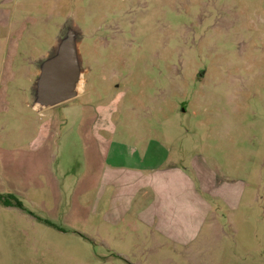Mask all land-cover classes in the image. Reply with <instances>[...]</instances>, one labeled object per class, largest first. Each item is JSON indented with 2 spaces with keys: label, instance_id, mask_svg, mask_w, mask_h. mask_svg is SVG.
<instances>
[{
  "label": "rangeland",
  "instance_id": "374dc122",
  "mask_svg": "<svg viewBox=\"0 0 264 264\" xmlns=\"http://www.w3.org/2000/svg\"><path fill=\"white\" fill-rule=\"evenodd\" d=\"M67 19L90 87L37 112ZM106 166L183 172L190 240L143 221L150 188L118 216ZM0 194V264H264V0H0Z\"/></svg>",
  "mask_w": 264,
  "mask_h": 264
},
{
  "label": "crops",
  "instance_id": "0c3cea01",
  "mask_svg": "<svg viewBox=\"0 0 264 264\" xmlns=\"http://www.w3.org/2000/svg\"><path fill=\"white\" fill-rule=\"evenodd\" d=\"M31 78L32 76H30L28 79L29 84L31 82ZM87 86L88 88L90 87L89 85H87V82L84 76L82 94L87 89ZM90 93L98 94L97 91H91ZM92 130H93V126H92ZM105 130H106L105 127L99 129V132H101V135L103 138H104L103 135H105L104 134ZM106 132L108 134L112 133V132H109L108 130H106ZM91 157H89L88 160H85V161L91 162L93 158ZM161 172H164V173H160L156 169L155 170L153 169H148V170L142 169L141 170V169H134V168L125 167V166L123 167L106 166L105 168L102 167L101 173H100V177L102 178L101 188L103 190L105 189L108 197L110 195V198H112L110 204H113L116 207L118 206V213H117L118 216L122 215L121 214L122 211L125 212L126 209H128V206L131 203H133L134 200L136 199L137 194H140L141 191L145 188H150L152 192L154 193L155 201L154 203L151 204L150 220L143 219V221L146 223H149L148 221H150L151 225L157 226L158 230L161 233H163L165 237L173 236L174 238H176L175 240L181 243L188 242L190 240L189 215H184L183 211L179 212V207L172 206L170 198L166 194H163V193L169 192V189H168L169 185L171 186L175 184L179 186V191L177 193L183 195L184 189L186 187L185 186L186 177L183 172L182 173L176 172L175 177H174V174L169 173V171L164 170ZM86 173L93 174L92 170H88V171L86 170ZM160 191L163 193H160ZM18 210L21 211V209H18ZM174 227L177 228L176 237L174 235V232H175Z\"/></svg>",
  "mask_w": 264,
  "mask_h": 264
},
{
  "label": "water",
  "instance_id": "95a60500",
  "mask_svg": "<svg viewBox=\"0 0 264 264\" xmlns=\"http://www.w3.org/2000/svg\"><path fill=\"white\" fill-rule=\"evenodd\" d=\"M84 36L71 19L57 32L46 55L34 63L36 76L29 87L31 107L42 112L76 99L84 83L80 46Z\"/></svg>",
  "mask_w": 264,
  "mask_h": 264
},
{
  "label": "trees",
  "instance_id": "16d2710c",
  "mask_svg": "<svg viewBox=\"0 0 264 264\" xmlns=\"http://www.w3.org/2000/svg\"><path fill=\"white\" fill-rule=\"evenodd\" d=\"M0 204L4 207H15L18 209H22V205L19 202V200H17V198L11 194H8V195L0 194Z\"/></svg>",
  "mask_w": 264,
  "mask_h": 264
}]
</instances>
